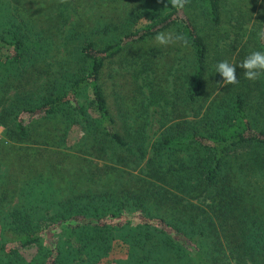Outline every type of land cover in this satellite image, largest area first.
Here are the masks:
<instances>
[{
  "label": "trees",
  "instance_id": "16d2710c",
  "mask_svg": "<svg viewBox=\"0 0 264 264\" xmlns=\"http://www.w3.org/2000/svg\"><path fill=\"white\" fill-rule=\"evenodd\" d=\"M94 6L104 21L84 16ZM262 28L264 0H0L7 134L28 141L36 118L51 126L52 144L74 124L84 131L69 197L31 207L35 217L13 213L22 218L2 232L0 264H105L116 240L132 248L116 264H264V212L245 205L264 197V76L248 80L237 67L239 82L227 85L215 74L218 62L264 51ZM161 33L171 43L159 45ZM109 65L112 80L124 79L113 86L132 127L110 105ZM134 164L144 177L132 183L107 180L102 194L86 185Z\"/></svg>",
  "mask_w": 264,
  "mask_h": 264
},
{
  "label": "rangeland",
  "instance_id": "374dc122",
  "mask_svg": "<svg viewBox=\"0 0 264 264\" xmlns=\"http://www.w3.org/2000/svg\"><path fill=\"white\" fill-rule=\"evenodd\" d=\"M118 4L119 2H111L110 6L114 7ZM94 7L95 8L90 9L88 13L84 14V16H90L93 18L94 22L104 21L99 19V16L102 15L103 8L97 10L96 6ZM57 12L58 11L52 9L48 14H55ZM70 18H75L74 13H70ZM142 22H144L143 19L141 20V23ZM137 26L139 27L140 24ZM67 28H69V24L63 27V29ZM67 31L68 30H66V32ZM106 36L108 39L111 37L110 34ZM111 69H117V65H109L106 69L104 74L105 91L109 98L110 105L118 118L120 127L123 124L129 128L132 127L133 124L132 121L127 118L128 115H125L126 103L123 98L120 97L122 94L117 93L113 86L114 83L115 85L118 84L117 88H121L124 79L119 78L117 80H112L108 74ZM15 95V89H12L8 93L10 99ZM7 103L8 100L4 105ZM3 108L4 106H1L0 110ZM153 115H155V117L150 119L153 125L149 129V137H151L152 141L160 134V129H158L159 126L157 125V117H159V115L155 112H153ZM32 125L28 141L19 142L10 137L7 134L6 126L0 123V242L2 241L3 230L15 226L13 218H22L19 213H17L16 216H13V213H16V211H27L32 214V217H35L36 210L34 211L31 207L49 206L51 205L49 202L53 201L52 198L54 197H61L63 199L68 198L72 189L71 176L77 178L75 176L76 171L79 172L78 174H83L84 131L81 126L74 124L73 127L67 131L68 133L65 140L63 141L61 139L60 143L62 144H52L48 142L50 140L47 138L49 132L46 134V138L44 136L48 130H51V126L48 122L36 118ZM60 125L64 124L61 123ZM62 128L56 132L52 130L51 134L60 135ZM93 160L98 164L97 168H102V165L106 164L101 160ZM143 166L134 164L131 166V169L124 167L126 172L130 173H124V175H122V173L119 174L115 170H109V173H111L110 175H108L109 173H101L92 181H87L86 185L98 190V192L102 194V190L106 188L105 182L107 180H112L111 185H114L116 189V187H119L117 183H119L121 179L123 180L122 182L126 184L132 183V180L136 178L134 177L135 175L144 177V173L141 172V167ZM78 180L77 182H82V187L79 186V188H83V180ZM248 197L245 205L251 211V215L255 214L258 203H260L259 207L262 212H264V197L259 199ZM54 205L52 204L51 206L57 208ZM34 220L35 218L33 221ZM130 245L131 243L127 244L119 240L114 241V248L109 254L108 262H105V264H116L115 260L117 259L128 262L131 259V252H129V249L132 248L128 249ZM36 251L37 247H32L28 250H24L22 254L30 258L35 255Z\"/></svg>",
  "mask_w": 264,
  "mask_h": 264
},
{
  "label": "clouds",
  "instance_id": "9594fccd",
  "mask_svg": "<svg viewBox=\"0 0 264 264\" xmlns=\"http://www.w3.org/2000/svg\"><path fill=\"white\" fill-rule=\"evenodd\" d=\"M258 39L264 40V28L257 32ZM176 39H181L177 37ZM159 45L166 46L172 41V37L168 34L161 33L155 37ZM237 67L245 70L244 77L248 80H257L264 76V51L257 50L246 55L242 62L233 63L228 60L218 62L215 66V74H220L222 82L227 85H235L239 81L237 79Z\"/></svg>",
  "mask_w": 264,
  "mask_h": 264
}]
</instances>
